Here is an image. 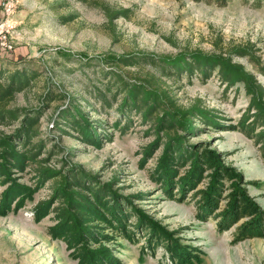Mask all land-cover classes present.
<instances>
[{
    "label": "rangeland",
    "instance_id": "obj_1",
    "mask_svg": "<svg viewBox=\"0 0 264 264\" xmlns=\"http://www.w3.org/2000/svg\"><path fill=\"white\" fill-rule=\"evenodd\" d=\"M120 8L127 9L126 16L111 14ZM13 24L17 37L11 50L0 49V64L5 68L26 64L36 68L37 75L10 104L43 107L37 137L45 140L46 147L54 142L60 146L49 164L91 172L102 182L115 176L112 187L118 193L132 199L172 231V236L191 254H197L184 264H264V235L235 239V226L244 218L219 231L213 216H198V195L194 190L206 186L208 175L181 199L169 197L150 174L162 145L151 149L149 155L143 152L156 136L148 130V123L131 111L127 127L115 126L119 116L115 105L101 108L93 95L103 88L107 71L114 69L131 81L148 84L155 78L179 106L188 107L200 99L202 105L214 108L223 117L222 127L194 120L197 128L179 129L178 133L187 142L206 143L220 152L225 164L242 174L248 193L264 208L261 147L239 126L226 125L236 123L246 110L251 99L248 86L255 89V83L260 82L264 87V74L249 57L230 56V62L242 64L247 78L233 84L222 82L216 69L205 79L187 72L168 75L172 65L160 67L157 57L153 59L156 63L149 57L132 64L106 62L120 55L174 56L179 51L199 48L210 52L218 46L239 43L250 44L253 56L263 61L264 2L255 5L230 0L218 5L207 0H16ZM46 92H50L49 98L43 96ZM71 102L79 104L98 132L109 133L100 146L83 141L80 133L65 125L59 116V110ZM15 125L0 124V129L10 132ZM17 175L20 181H30L28 167ZM51 190L48 180L24 207L0 215V264H77L68 255L65 243L47 232L52 213L39 221L30 213L32 205L47 198ZM227 191L223 190V194ZM138 193L143 195L138 197ZM225 201L223 197L219 206ZM118 240L115 252L123 264H178L159 244L152 251H142V239Z\"/></svg>",
    "mask_w": 264,
    "mask_h": 264
},
{
    "label": "trees",
    "instance_id": "obj_2",
    "mask_svg": "<svg viewBox=\"0 0 264 264\" xmlns=\"http://www.w3.org/2000/svg\"><path fill=\"white\" fill-rule=\"evenodd\" d=\"M207 1L224 5L230 0ZM244 1H251L255 5L264 2ZM111 14L126 16L127 9H116ZM218 47L210 52L199 48L179 51L174 56L142 53L120 55L106 62L132 64L149 57L147 59L156 63L153 59L157 57L160 67L172 65L168 75L187 72L205 79L216 69L222 82L233 84L247 79L243 76L245 72L241 69L242 64L230 62L231 55H238L249 57L264 74V60L253 56L250 44ZM107 73L109 76L103 88L93 95L99 99L101 108L115 105L119 114L115 126L122 129L127 127L131 111L148 123V130L156 136L144 146L143 152L149 155L151 149L162 145L163 150L150 174L160 183L163 192L171 198L181 199L183 193L195 188L208 175L206 186L194 190V194L198 195V216L201 219L213 216L219 231L228 229L244 218L235 226L236 240L264 235V208L248 193L243 185L242 174L225 164L221 153L208 144L187 142L178 133L179 129L193 131L197 128L195 121L220 128L224 124L221 120L223 117L214 108L202 105L200 99L188 107L175 104L155 78L146 84L127 80L114 69ZM36 75L37 69L26 64L14 68H5L0 64V124H16L10 132L0 129V215L24 207L27 201L34 199L35 192L51 180V194L32 205V216L35 221H39L52 213L53 221L47 226V232L52 238L65 243L68 255L77 264H123L115 252L119 238L129 241L142 239V251L145 248L152 251L159 244L170 259L178 264L191 262L192 256L197 257L172 236V231L137 207L128 196L118 193L112 187L115 176L111 181L102 182L91 172L77 168H56L49 164L51 157L60 151V146L54 142L46 147L45 140L37 137L36 126L43 107L25 108L10 104L18 91L31 85ZM248 87L251 99L246 110L236 123L226 125L232 128L239 126L259 143L264 155V87L260 82L255 83V89ZM43 96L49 98L51 95L46 92ZM58 114L65 125L76 129L87 143L98 147L106 137L109 138V133L101 134L96 130V124L89 122L77 102L64 106ZM43 152L45 155H42ZM27 167L31 172L30 181H20L17 172L25 171ZM181 168L183 171H180ZM226 181L229 183L224 188ZM225 189L228 191L223 194ZM136 195L141 197L143 194ZM223 197H226V201L221 207L219 205Z\"/></svg>",
    "mask_w": 264,
    "mask_h": 264
},
{
    "label": "built area",
    "instance_id": "obj_3",
    "mask_svg": "<svg viewBox=\"0 0 264 264\" xmlns=\"http://www.w3.org/2000/svg\"><path fill=\"white\" fill-rule=\"evenodd\" d=\"M16 0H0V49L11 50L17 37L14 30L13 14ZM32 214V211H30Z\"/></svg>",
    "mask_w": 264,
    "mask_h": 264
},
{
    "label": "crops",
    "instance_id": "obj_4",
    "mask_svg": "<svg viewBox=\"0 0 264 264\" xmlns=\"http://www.w3.org/2000/svg\"><path fill=\"white\" fill-rule=\"evenodd\" d=\"M1 9V8H0ZM0 15H1V10H0Z\"/></svg>",
    "mask_w": 264,
    "mask_h": 264
}]
</instances>
